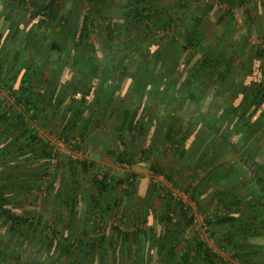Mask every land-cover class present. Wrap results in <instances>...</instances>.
<instances>
[{"label": "trees", "instance_id": "1", "mask_svg": "<svg viewBox=\"0 0 264 264\" xmlns=\"http://www.w3.org/2000/svg\"><path fill=\"white\" fill-rule=\"evenodd\" d=\"M70 1L73 2V0ZM87 1L94 3L93 6L90 5L92 10L99 4L115 6L118 8L120 17L116 20L96 14L90 15L89 9L87 11L83 9L84 11L79 15V20L76 19V22L72 21V23L71 19L75 13L72 10L73 5L65 8V3L68 0H48L42 7V12L45 15L47 12L52 14L50 19L53 22L56 21L53 19L56 11L63 7L64 13L59 16L62 19L60 27L63 29L59 37L62 40L56 39L50 42L46 53H41L38 46V43L46 35L37 34L34 29L26 31L23 28L24 25L21 26L13 20L7 23L6 27L0 28V42L6 39L8 45L14 43L17 52L27 56L25 57L27 62L25 69L18 79L19 85L11 82L9 88L7 87L10 93H13V88L17 86L14 96L16 103L23 104L25 115L31 112L29 118L37 119L43 109H50L53 104L56 105L55 108L60 105L65 94H67V90H61V85L57 81V70L60 67H67L69 64L68 68L75 72L74 77L78 79L77 92L81 94L79 100L85 102L86 98L90 97L97 106H95L96 109L91 108L89 117H93L96 110L100 112L102 108H105V105L116 95L122 96L123 100H130V102L133 101V98L138 100L134 109L124 108L122 110L119 125L115 127L118 135L123 132L132 135L144 134L148 125V118L152 116L154 110L153 104L157 100V114L155 113L154 117L161 120L163 143L168 144L178 158H182L184 151H189L188 142L193 137V131H190L191 127L194 128L193 130L204 134L207 143L212 140L211 144H220L221 149L225 151L244 150L247 144L253 140L254 132L260 123L257 117L264 115V86L257 78L258 67L257 69L252 68V60L264 57V49H255L253 55H247V67L242 65L240 67L242 72L238 74L229 59L231 53H228L224 46L226 36L230 34L232 27L227 26L221 38L212 44H207L205 41L208 30L204 27L203 17L192 13L187 23L180 20L184 17V15L179 14L180 10L190 8L188 3L191 0H175L173 5L165 4L166 0ZM216 1L224 3L227 6L226 12L229 13L236 7H244V12H247L245 6L252 0ZM96 11L99 12L97 8ZM37 14L35 12L33 15ZM177 22H181L180 26H183L184 29L181 36L183 42L181 46L174 41V38L164 41L166 34L170 30L174 31ZM40 24L41 21L37 23V25ZM247 24V28L249 27L247 30L253 31V21L251 20ZM91 27L95 30L93 42L89 41ZM159 31L161 34H158ZM159 35H162L161 39L158 37ZM243 41L245 44L246 40ZM213 46H217L214 53L211 49ZM78 47L81 49L79 50ZM73 48L75 49L73 50ZM134 52L137 54L134 55ZM53 54L56 55V58L54 61H50L49 57ZM36 56H38L37 60H35ZM61 56L66 58L62 59L63 62L60 61ZM15 59V64H18L17 57ZM33 62H37L36 65ZM50 65H54V67ZM49 66V71L45 73V69ZM41 84H46L48 89L46 88L38 94L35 93L34 90L39 88ZM225 94L227 97L231 94V97L234 96V100L226 102ZM40 105L44 106L40 107ZM73 105H66L63 109L65 115L72 113L75 117L74 122L62 123L64 136L71 129L77 127L79 123L77 120L81 118L82 110L74 108ZM254 117L257 118L255 121H253ZM83 124L84 130L80 132L82 137L85 135L84 131H86L87 126V123ZM2 126L4 128L13 126L15 131L19 129L20 134L14 139V143L19 142L21 144L14 151L0 150V227L3 228L7 224L8 230L13 232L12 235L8 236V244L5 242L0 247V259H5L12 254L9 250L10 242L12 243L13 236L17 234L16 230L18 229L16 227L22 222L29 224V226L32 223L28 218L19 217L12 212L11 205L13 203L4 192L8 189L7 187L11 188V185L4 181L12 177L13 171L10 170L17 167L30 169L31 159L32 161H41L45 157H50L51 151H49L48 144H43L40 140L41 138L38 137L31 123L24 122L23 115L10 113V116H6L4 113L1 114L0 128ZM202 134L198 138L199 140L190 141V143H194V151L199 149V145L200 147L204 145ZM2 135L3 133H0V139ZM155 136L157 135L155 134ZM6 147L7 145H5V149ZM149 148L141 151L145 161H148L151 153L148 151ZM29 152L31 153L30 156ZM82 165L85 167V163ZM203 167L204 163H201L200 167H197L200 168L199 171L196 169L191 174L195 179H199L196 184L200 185H195L193 188L195 194L200 186L205 185L203 182L214 181L222 176L234 185L240 178V172L232 167L227 171H225L226 169L221 171L219 174L211 170L206 172ZM149 168L152 173L159 174L156 164L149 165ZM260 168L264 169V166ZM262 172L264 170L256 171L257 178L252 179L256 180L255 185L260 189L259 195H264V192H261V189L264 188ZM244 173L246 174L247 171H243ZM93 182L99 193L106 190L107 186L112 187L111 181L106 176L98 180L94 178ZM120 182V180H116L115 184ZM58 196L63 201L64 196L67 198V193L61 191ZM229 196L233 198L231 193ZM235 197L233 201L240 202ZM226 198L229 200L230 197H224L220 194L216 202L227 208L232 201L225 203ZM176 205L179 211L176 233L173 231L171 234L170 231L164 230L155 238V249L163 264L165 262L169 264L177 257L175 254L178 246L177 235L174 234L181 233L182 223L189 225L192 221V219L187 218L183 204L177 202ZM172 211L174 212V210ZM225 214L226 212L222 214L223 217L215 219L219 225L228 224L230 229L239 231L244 229L242 227L244 223H238L237 217H228ZM161 221L171 222L168 213L161 217ZM207 223L212 226L213 222L208 221ZM98 232L99 234H96L98 236H95L93 243L78 242L74 244V242H69L61 246L62 253L71 259L72 251H76L74 246L77 247V250L85 249L86 254H89V251L95 247L98 249L100 245L105 246L103 244L104 233L101 230ZM138 233L139 231L135 230L132 233L119 234L120 242L137 239ZM227 239L230 241L231 237H227ZM191 247L194 248L195 259L201 258L205 264H225L216 255L205 249L201 242H196L194 246L187 244L184 251L179 252V264H198L189 258L188 252H190ZM138 248L139 245L136 249ZM237 250L234 256L239 259L240 257L245 258V256L239 255ZM97 254L100 257L101 251H98ZM29 262L27 261V264ZM110 262L108 253H106L102 261H96L95 264H110ZM22 264H26V262L24 261ZM66 264H90V261L84 262L72 258ZM131 264H134V261Z\"/></svg>", "mask_w": 264, "mask_h": 264}, {"label": "rangeland", "instance_id": "2", "mask_svg": "<svg viewBox=\"0 0 264 264\" xmlns=\"http://www.w3.org/2000/svg\"><path fill=\"white\" fill-rule=\"evenodd\" d=\"M47 1L38 7V22L41 21V24L39 26L34 24L31 27H25L26 31L34 29L37 34L46 35L38 43L41 53L48 51L47 48L53 40H62L59 37L61 30H63L60 27L62 19L59 16L64 13L63 7L56 11L57 13L53 18L56 19V22L50 19L52 14H49V12L46 14V19H41L40 11H43L42 7L45 6ZM174 1L166 0L165 4L173 5ZM73 2L68 0L66 3V6L73 5L72 10L75 14H73L71 22H76V19L79 20V15L85 9L86 11L88 9L91 11L90 15L96 14L99 16L96 8L94 7L92 10L90 7V5L93 6L94 4L92 1L73 0ZM220 3L221 6L213 9L204 0H191L188 3L190 8H182L186 11L180 10L179 14L181 16L184 15L180 20L187 23L192 13L203 17L205 22L204 27L208 30L206 34L207 40L205 41L207 44H212L218 38H221L227 26L230 25L232 27L231 32L226 36L224 46L227 48V52L231 53V56L228 57L235 66L236 73L239 74L242 72L240 69L242 65L247 67V55H253L255 49H264V0H252L251 3L245 6L247 12H244V7H236L228 13L226 12L227 6L222 2ZM251 20L254 23L253 31L247 30L249 29V27L247 28V23H250ZM48 21H50V24H48ZM180 23H175L174 31L170 30L166 34L164 41L174 38V41L178 45H182L181 36L184 29L183 26H180ZM91 28L89 41L93 42L95 30H93V27ZM158 37L161 39L162 35ZM243 40L247 42L245 41L244 44ZM6 42H8L6 39L0 42V84L4 89L9 88L11 82L19 85L18 79L27 63L26 56L23 53L17 52L14 43L8 45ZM78 49L80 50L81 47H78ZM211 49L212 53H214L217 46H213ZM136 54L137 52H134V55ZM15 57L18 59V64H15ZM49 58L50 61H54L56 55L53 54ZM50 66L45 69V73L49 71ZM51 67H54V65ZM253 67L255 69L258 67L257 78L261 81L262 86H264V57L252 60ZM60 69H63V67L58 68L57 81L61 85V90H67V94H65L67 97L69 86H72L73 90L74 83H77L78 80L74 76L68 79V77L62 75L60 78ZM16 79L17 81L15 82ZM12 91L11 95L14 102L10 106V113L17 110L14 96V92L17 90L13 88ZM75 93L73 91L72 95L75 96ZM225 96L226 102L234 100V96L231 97V94L228 97L227 94ZM112 100L113 108H110L111 113L109 117L101 119L98 110L93 113L95 121H92L93 125L91 128L95 131L92 133L95 137L90 140H88V135L82 137L75 130H73V133H70L72 129L64 136L61 128L59 130L58 125L50 124L49 120L39 123L37 119H28L36 130L37 135L39 134L47 140L46 142L40 139L43 144H48L49 141L52 143L54 138L62 139L67 143L68 140L76 137L81 139V143L74 148H69L65 145L64 149L55 153L53 161L52 155L43 158L41 161L30 160L31 168L28 171L29 176L27 179L30 186L28 191L24 193L23 198L19 197V200L22 199L23 202H14L11 205V210L19 217L28 218L32 225L29 226V224L22 222L16 227L18 229L16 230V235L18 236H13L12 246H14V249L15 247H19L20 251H13V257L30 261L29 264H66L72 258L84 262L90 261V264H95L96 261H102L106 253H108V257L111 260L110 264H131L133 261L134 264H163L161 257L155 249V238L161 232L163 233L164 230L170 231V233L176 231V224L179 218L176 203L181 202L186 204L190 209L195 222L189 225L180 223L182 227L181 233L174 234L177 235L178 246L175 253L177 257L169 264H179V254L184 251V247L187 244L194 246L196 242H201L199 241L200 235L206 237L205 241L201 243L210 253L216 255L222 262L233 260V263H223L238 264L235 261L236 257L232 254L233 249L229 244L230 241H228L225 235L226 228H220V225L215 220L218 217H223L220 215L225 211V207L214 203L215 199L219 196H216V193L214 195L210 193L200 198L202 196L199 195L200 191L203 193L206 185L200 186L198 192L194 193V186L200 185L196 184L199 179H195L189 171L185 172L183 170L179 164V158L181 157L178 158L168 144L160 141L152 144L149 150L154 152L153 155L150 153L148 161H145L144 155L140 153V149L143 148L147 139L149 141V137H146L147 139H140L143 137L139 136H144L146 132H151L157 135L155 136L156 138L161 137L159 133L162 130L161 123L159 125L152 124L154 116L157 114V100L153 104L154 110L152 116L148 118L150 124L147 125L146 132L142 135L137 133L138 136L127 132L118 135V131L113 130L114 123L119 121L118 114H120L122 107L132 105L129 109H134L138 100L133 98V101L130 102V100H123L122 96L119 95ZM4 108L0 105V115L3 113ZM90 111L91 109H87L84 113L89 117ZM257 118L260 123L254 132V138L241 151H253L264 147V115ZM257 118L254 117L253 121ZM100 119L101 122L98 123ZM162 120L164 122L163 118ZM193 129V127L190 128V131H193L192 141L199 140L198 138L202 133ZM125 138H128L127 141ZM121 140L126 141V146L123 145L124 142H120ZM94 142L97 144V149ZM211 142L212 140H209L206 144L207 146L204 144L202 151L210 150L215 144L213 143L211 146ZM215 146V149H218L217 143ZM191 151L194 150L191 149ZM218 151L225 150L220 149ZM140 161L145 162L147 166L145 168L134 167V163ZM83 163H85V167L82 165ZM149 163L152 165L156 164L159 170V174L153 173L157 177L156 180L152 178L153 174V176L149 174L151 173L149 168L151 164ZM243 166V170L245 169L247 173H244L243 178L240 179L241 183L245 185L239 186L237 197L238 201H241L242 204L252 206L261 201L258 194L260 193V189L256 185H253L254 182L252 180L256 178L257 173L253 171L252 165H248V161H245ZM104 176L111 181L112 187L107 186L106 190L99 193L93 179L98 180ZM262 176L264 177V172H262ZM258 177L261 176L258 175ZM116 180H120L121 182L115 184ZM43 191H45V194H43ZM61 191L67 193V198L64 196L63 201L58 196V193ZM261 192H264V188L261 189ZM206 201L208 203L201 206ZM167 213L171 218V222L161 221V217ZM262 214L264 215V210H262ZM208 221L214 224L212 223V226H209ZM191 225L193 226L191 227ZM3 228L7 230L8 225L6 224ZM99 230L104 233L103 244L106 248L100 245L98 249L95 247L89 251V254H86L85 249L77 250V247L74 246L76 251H72L73 256H71V259L62 253L61 246L69 242H74V244L78 242L85 244L89 242L93 243L95 236H98L96 234H99ZM135 230L139 231L137 239L120 242L119 234L132 233ZM166 234L168 233L166 232ZM137 245H139L138 249H136ZM193 249L191 247L190 252H188L190 254L189 258L195 263L205 264L201 258L195 259ZM98 251H101L100 257L97 254Z\"/></svg>", "mask_w": 264, "mask_h": 264}, {"label": "crops", "instance_id": "3", "mask_svg": "<svg viewBox=\"0 0 264 264\" xmlns=\"http://www.w3.org/2000/svg\"><path fill=\"white\" fill-rule=\"evenodd\" d=\"M45 1L46 0H0V28L6 27V24L11 22V20H13L16 23L21 24V26L24 25L23 28H25L26 26L31 27L34 24H37L39 16H38V14L37 15H33V14L35 12L37 13L38 7H40ZM65 5H66V3H65ZM65 8L67 9V6H65ZM96 8L99 10V15H101V16H105L108 18L116 19V20L120 17L118 8H116L115 6H108V5L99 4V5H96ZM115 9H116V11H115ZM40 12H42V11H40ZM48 22H49L48 24H50V21H48ZM46 23H47V21H46ZM37 58H38V56H36L35 60H37ZM62 59H66V58L61 56V60H60L61 62H63ZM68 67H69V64L67 67H63V69H60V73H59L60 78L63 75L64 77H68V79H69L71 76L73 77L75 75V72L72 71L71 69H69ZM60 68H62V67H60ZM57 74H58V70H57ZM62 83H64V82H62ZM78 85H79L78 83H74L73 90H72V86H69L68 95H67V97L65 95V98L60 103V105L57 108H55L56 105L53 104L52 108L43 109L39 113L37 120L39 121V123L44 122V120L46 122H47V120H49L50 124H52V125L57 124L59 127V130L61 128V132H63L62 123H65L66 121H69V122L75 121V117L72 115V113L65 115L63 113V109L66 107V105L74 104L73 105L74 108H80L82 110L81 111L82 114L80 115L81 116L80 120H77V122H79L77 124V127L74 126L75 128H73L70 133H73V130L80 133L82 130H84V124L83 123H87V126L85 128L86 131H84L85 135L83 137L88 135V140L94 139L95 136L92 133H94L95 131L91 128V126L93 125L92 121H95V118H94V116L88 117L84 112H86L87 109H91V108L95 107L96 105L94 104V100L90 97H87L85 102H81L79 100L80 99L79 97L81 94H79L77 92ZM16 88H17V86H16ZM46 88H47L46 84H41L39 86V88H37L34 91H35V93L37 92V94H38V93L46 90ZM73 91L76 92L75 96L72 95ZM116 96L114 98H116ZM16 105L17 106H15V107L17 110L15 112H13V114L23 115L24 122L29 123L30 120H28V119H29L31 112H29L28 114L25 115L24 110H23V108H24L23 104L17 103ZM42 106H44V105H40V107H42ZM45 106H47V105H45ZM123 106H125V104H123ZM131 106L132 105H128L127 107H122L120 114H118L119 121L117 123H114L115 125H113V127H114L113 130H115V127H117V125H119L122 110L124 108H130ZM103 107H104V105H103ZM110 108H113V100H111L107 105H105V108H102V110L100 111L99 117L101 119L103 117L104 118H107V116L109 117V115L111 113ZM101 119L98 121V123L101 122ZM63 120H64V122H63ZM159 123H160V120H157V118L154 117V122L152 124L153 125H159ZM148 124H150V122H148ZM13 128H14L13 126H11L10 128H4V126H2V128H0V133L1 134L3 133V135L1 136L2 138L0 139V150H2V151H14L15 148H18L21 146V144L19 142L14 143V139L18 137V134H20V131H19V129H17L15 131ZM159 133L161 135V137H159V138L154 137V133H151V132L150 133L146 132L144 136H139V137H143L140 139H145L146 137H149V141L146 138L147 139L146 142H148L149 144L148 143L146 144V142H145L143 148L140 149V153L142 150L146 149L147 147H151L152 144L157 143V141L163 142L162 130ZM123 137H124V135H123ZM127 139L125 138L126 141H127ZM135 139H136V137H135ZM192 139H193V137H192ZM203 139L204 140L202 143L203 144L207 143V140H205L206 137H204V134H203ZM125 140H123V141L121 140L120 142H124L123 145L126 146ZM190 141H192V140L191 139L189 140V142H188L189 146H187V148L189 147L190 150L184 151L183 156L179 161L180 166H182V168H183V170H185V172L189 171L192 174L191 171H193V170L197 169L199 171L200 168H197V167H200V164L204 163L203 168L205 169L206 172L211 170V171H215L219 174V173H221V171H223L225 169H226L225 171H227L232 167L235 170L239 171L241 173L240 178H243L242 176L244 174L242 172L246 171L245 169L243 170V168H244L243 165L245 164V161H248V165L253 166V171L264 170L263 168L262 169L260 168V167L264 166V147L255 149L253 151H218L221 149V145L218 144V146H217L218 149H215L216 146L214 144L210 148L209 151H202V146L200 148V145H199V149L197 151H191V149L193 150L194 143H190ZM21 142H23V140H21ZM94 144H96V143L94 142ZM5 145H7L6 149H5ZM96 149H97V144H96ZM149 149H148V151H150ZM153 152L154 151H151V155H153ZM203 156H204V158H203ZM243 158H244V160H243ZM29 170L30 169H28V168L24 169L23 167H17L15 169L10 170V171H13L12 177L5 180L4 182L11 185V188L7 187L8 189H6L4 192L8 196V199H10L11 203L18 202V201L23 202L22 199L19 200V197L23 198L24 193L26 191H28V188L30 186L29 180H27L28 176H29V173H28ZM205 171H204V174L206 173ZM202 176H203V173H202ZM240 178L236 182V184H234V185L232 183H230L226 178H222V176L219 179L217 178L214 181H210L207 183L203 182V184L206 185L205 191L203 193H200L199 195H202L200 197V198H202L203 195L210 194V193L214 195L216 193V196H220V194H222L224 197H230L229 200L227 198L225 199V203L232 201V203H230L231 205H229L227 208H225V211H224V212H226L225 216L237 217L238 223H244V225L242 226V227H244V229L241 231L233 230V229H230L228 224H222L219 227L220 228L225 227L226 228V232H225L226 237H231L229 244L231 245V247L233 249L232 254H234L236 252V249H238L237 250L238 254L245 256V258L244 257H240V259L235 258V261L238 264L239 263L240 264H242V263L243 264H264V215L262 214V210H264L263 195L260 194L259 196L261 198L260 199L261 201H259V203H256L255 205H252V206L249 204H242L241 201L237 202V203L234 202L233 201L234 196H236V197L238 196V194H237L238 190L237 189L239 188V186L245 185L244 183H241ZM255 181L253 180L254 183H255ZM2 183H3V180H2ZM254 183H253V185H255ZM232 189H234V190H232ZM230 193L232 194L233 198L231 196H229ZM216 199H215L214 203H217ZM206 203H208V201L201 204V206L202 205L204 206ZM220 216H222V215H220ZM3 227H5V226H3ZM235 228H237V227H235ZM8 231H9L8 229L6 230V229L0 227V247H2L3 244H5V242H6V244H8V242H7L8 236L13 234L12 231H10L9 233H8ZM16 236H18V235H16ZM10 245L11 246H10L9 250L11 253H13V251H20L19 247H15V249H14V246H12L11 242H10ZM258 257H260V258L258 259ZM0 260L4 261L2 263L0 261V264H22V263H24V261L27 263L26 260H23L20 258L16 259L15 257H13L12 254L10 256L6 257L5 259L1 258ZM223 262L233 263V260L223 261ZM225 264H227V263H225Z\"/></svg>", "mask_w": 264, "mask_h": 264}, {"label": "built area", "instance_id": "4", "mask_svg": "<svg viewBox=\"0 0 264 264\" xmlns=\"http://www.w3.org/2000/svg\"><path fill=\"white\" fill-rule=\"evenodd\" d=\"M204 1L206 2L207 5H210L213 9H217L219 6H221V3L216 1V0H204ZM40 17H41V19H46V15H44V12H40ZM158 34H161V32L159 31ZM13 102H14V99L12 98L10 91L8 89H4L2 87V85L0 84V105L5 107L3 110V113L6 116H10V106ZM38 137H40L43 141L47 142V140L44 137H41L39 134H38ZM80 143H81V139L78 137L73 138L71 140H68L67 143H66V141H64L62 139H58V138H54L52 143L49 141L48 145H49V151H51L52 161L55 158V153L57 151H60L61 149H64L65 145H67L69 148H74V147L79 146ZM145 166H147V164L143 161H140L138 163H134V167H137V168H145ZM149 174L151 176L154 175L152 172ZM152 178H154L155 180L157 179V177L155 175ZM43 194H45V191H43ZM183 210L186 213L187 218L192 219L191 223L193 224L195 222V219H194L190 209L187 207L186 204H183ZM192 226L193 225H191V227ZM205 238L206 237L204 235H200L199 241L204 242Z\"/></svg>", "mask_w": 264, "mask_h": 264}, {"label": "flooded vegetation", "instance_id": "5", "mask_svg": "<svg viewBox=\"0 0 264 264\" xmlns=\"http://www.w3.org/2000/svg\"><path fill=\"white\" fill-rule=\"evenodd\" d=\"M256 178H257V176H256Z\"/></svg>", "mask_w": 264, "mask_h": 264}]
</instances>
